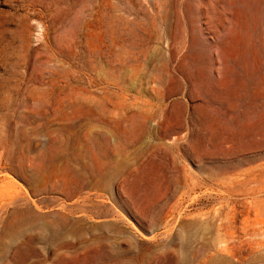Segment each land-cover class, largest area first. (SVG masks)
Returning a JSON list of instances; mask_svg holds the SVG:
<instances>
[{
    "label": "rangeland",
    "instance_id": "1",
    "mask_svg": "<svg viewBox=\"0 0 264 264\" xmlns=\"http://www.w3.org/2000/svg\"><path fill=\"white\" fill-rule=\"evenodd\" d=\"M0 264H264V0H0Z\"/></svg>",
    "mask_w": 264,
    "mask_h": 264
}]
</instances>
